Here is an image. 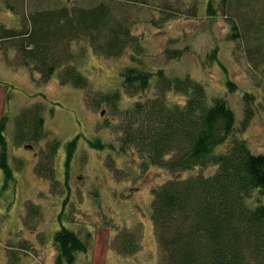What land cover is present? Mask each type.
Masks as SVG:
<instances>
[{"label":"rangeland","instance_id":"374dc122","mask_svg":"<svg viewBox=\"0 0 264 264\" xmlns=\"http://www.w3.org/2000/svg\"><path fill=\"white\" fill-rule=\"evenodd\" d=\"M99 2L112 9L132 38L120 55L110 57L96 51L87 38L69 44L67 65L84 76L83 88L60 84L61 68L43 81L31 67L18 66L11 43L0 45V122L5 118L12 173L2 190L0 170V264H6L9 249L19 264H55L58 247L53 237L61 227L90 245L75 254L72 264H158L160 250L150 218L153 191L179 176L212 172L202 168L170 173L144 167L133 149L120 152L124 112L134 102L158 95V71L198 81L208 100L224 98L234 114V127L250 107L253 113L238 137L253 153L264 154V0H211L212 14L206 11L207 0H0V22L14 26L15 14L18 18L32 9L87 8ZM232 28L239 39L232 37ZM175 51L181 55L172 57ZM125 67L150 73L149 87L135 94L125 90ZM114 91L119 93L116 105L103 101ZM167 96L173 102L185 99L174 91ZM26 110L43 118L40 141H17L18 117ZM73 140L66 168L65 148ZM52 144L58 149L51 179L39 159Z\"/></svg>","mask_w":264,"mask_h":264},{"label":"trees","instance_id":"16d2710c","mask_svg":"<svg viewBox=\"0 0 264 264\" xmlns=\"http://www.w3.org/2000/svg\"><path fill=\"white\" fill-rule=\"evenodd\" d=\"M206 11L214 12L211 0H207ZM232 29V37L239 39L240 33ZM82 38L110 57L120 55L132 36L104 2L87 8L32 9L22 13L14 26L0 22V45L11 43L19 57L18 66L31 67L43 81L61 68L59 83L78 89L84 87L85 78L67 65L71 58L68 46ZM180 55L179 51L172 53L175 58ZM150 77L144 70L125 67L122 86L135 94L149 87ZM156 78L158 95L136 101L124 112L118 130L120 152L133 149L144 167H159L170 173L212 168L210 174L170 179L153 191L150 218L160 250L158 264H264V154L253 153L238 137L247 126L252 109L246 108L240 126L234 127V114L225 99L212 96L208 100L198 81L188 76H165L163 71H158ZM170 91L182 94L184 102L170 101ZM118 98V91H114L103 101L116 105ZM29 111L18 117L19 142H37L44 134L42 116ZM1 121V189L5 190L12 173L3 134L5 118ZM227 143V148L220 151ZM74 148V140L65 148L66 168ZM49 149L39 159V165L52 179L58 145L52 144ZM53 239L58 247L55 264H72L77 252L90 248L88 242L64 227ZM6 255V264H19L13 250H6Z\"/></svg>","mask_w":264,"mask_h":264},{"label":"crops","instance_id":"0c3cea01","mask_svg":"<svg viewBox=\"0 0 264 264\" xmlns=\"http://www.w3.org/2000/svg\"><path fill=\"white\" fill-rule=\"evenodd\" d=\"M14 17H15V19H16V22H17V15L15 14V15H14ZM15 24H16V23H15Z\"/></svg>","mask_w":264,"mask_h":264},{"label":"flooded vegetation","instance_id":"af4514ba","mask_svg":"<svg viewBox=\"0 0 264 264\" xmlns=\"http://www.w3.org/2000/svg\"><path fill=\"white\" fill-rule=\"evenodd\" d=\"M27 147H31V146H27ZM31 150L33 149V147L30 148Z\"/></svg>","mask_w":264,"mask_h":264},{"label":"water","instance_id":"95a60500","mask_svg":"<svg viewBox=\"0 0 264 264\" xmlns=\"http://www.w3.org/2000/svg\"><path fill=\"white\" fill-rule=\"evenodd\" d=\"M263 128H264V125H263ZM28 149H30L31 147H27Z\"/></svg>","mask_w":264,"mask_h":264}]
</instances>
